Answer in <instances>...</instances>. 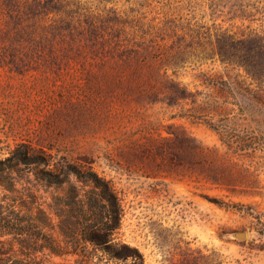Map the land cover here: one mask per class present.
Instances as JSON below:
<instances>
[{
	"label": "rangeland",
	"instance_id": "1",
	"mask_svg": "<svg viewBox=\"0 0 264 264\" xmlns=\"http://www.w3.org/2000/svg\"><path fill=\"white\" fill-rule=\"evenodd\" d=\"M223 29L264 30V0H0V264H130L61 232L46 152L110 180L145 264H264V80Z\"/></svg>",
	"mask_w": 264,
	"mask_h": 264
},
{
	"label": "trees",
	"instance_id": "2",
	"mask_svg": "<svg viewBox=\"0 0 264 264\" xmlns=\"http://www.w3.org/2000/svg\"><path fill=\"white\" fill-rule=\"evenodd\" d=\"M2 2H27V0H1ZM30 41L35 35H27ZM216 53L222 62L241 67L252 79L264 80V30L249 33L220 30L216 34ZM230 137V136H228ZM207 158L211 150L194 148ZM209 152V153H208ZM16 161L29 164L37 162L30 156L28 148L19 147L12 153ZM52 154L46 152L41 159L44 170V184L48 182L58 188V205L51 207L58 215V227L62 233L78 234L85 242L104 251L109 259H123L130 264H145L139 250L124 242L115 241L114 234L120 226L122 207L112 183L100 175L91 164H73L63 155H58V164L51 165ZM66 232V233H67ZM50 253L78 254L86 256V247L71 246L66 250L48 246Z\"/></svg>",
	"mask_w": 264,
	"mask_h": 264
},
{
	"label": "water",
	"instance_id": "3",
	"mask_svg": "<svg viewBox=\"0 0 264 264\" xmlns=\"http://www.w3.org/2000/svg\"><path fill=\"white\" fill-rule=\"evenodd\" d=\"M234 236L237 238H243L244 237V233L243 232H235Z\"/></svg>",
	"mask_w": 264,
	"mask_h": 264
}]
</instances>
